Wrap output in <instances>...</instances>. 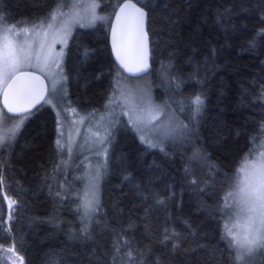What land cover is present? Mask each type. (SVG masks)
Segmentation results:
<instances>
[{
    "label": "trees",
    "instance_id": "obj_1",
    "mask_svg": "<svg viewBox=\"0 0 264 264\" xmlns=\"http://www.w3.org/2000/svg\"><path fill=\"white\" fill-rule=\"evenodd\" d=\"M60 2L0 0V15L36 23ZM99 2L108 24L79 28L66 62L68 100L90 118L106 108L116 71L125 73L109 38L122 0ZM139 3L148 9L152 51L143 76L187 128L162 150L141 142L121 114L106 141L98 209L85 218L90 155L58 148L54 106L32 111L0 147V246H13L24 264H237L222 239L224 205L239 166L264 144V0ZM196 95L204 101L199 113L190 105ZM5 196L17 201L11 220ZM261 251L252 264H264Z\"/></svg>",
    "mask_w": 264,
    "mask_h": 264
},
{
    "label": "snow or ice",
    "instance_id": "obj_2",
    "mask_svg": "<svg viewBox=\"0 0 264 264\" xmlns=\"http://www.w3.org/2000/svg\"><path fill=\"white\" fill-rule=\"evenodd\" d=\"M139 2L140 0H136V3H133V0H122V2L118 3L119 11L114 13L116 22L111 27L112 46L116 59L125 71L132 74L147 72L149 67V35L146 30L148 12L145 11L146 5L137 6ZM62 7L63 4H58L44 20L31 24V27L22 26L25 22L9 24L7 23L8 18L0 15V87L5 89V107H7L8 112L27 113V115L18 119L13 129L14 135L19 132L24 120L31 115V107H34L40 100H44L45 103L52 102L50 99L45 98L44 93L48 89L41 77L23 70L25 68L38 67L41 72H46V75L52 78L53 92L56 91L58 84L62 85L66 79L62 74L59 79L55 78L56 74H53L52 69L53 67L60 68V63L57 59L51 57L50 54L43 53L45 43L41 42L39 45L40 50L34 51L32 44L28 43L27 40L19 43L15 37H18L21 32L25 35L31 32L35 36L42 35L47 40L51 34L52 42L55 43L58 35L56 21L58 17L65 15L61 11ZM97 7L99 5L96 3L90 5L89 24L97 19H105L96 15L95 10ZM70 27L71 22L65 21L63 27L59 29V32L64 34L61 37V42L66 43L64 37L70 31ZM129 48L134 53L132 57L127 54ZM22 76L31 77L32 80L39 82V87L30 91L23 99L13 90V85ZM117 83L119 84V81ZM119 93V96H117L114 92L109 98L108 105H106L110 109L108 115H114V109L111 106L123 100L120 104L123 109L121 114L128 117L127 123L140 134L141 142L148 144L149 147L161 146L163 150L162 145L166 139L177 130L187 128V125H174L175 116L166 114L165 108L167 106L156 105L143 90L122 87L119 89ZM203 103L204 101L200 95L194 96L190 101V105L195 106L194 111L196 113H199ZM72 112L75 113L76 110L72 109ZM166 115L167 123L165 124L161 118ZM85 119V117H81L80 122L83 123ZM111 123L114 124L115 121H111ZM110 134V132H107L105 136H100L99 132L92 133L93 136L98 138L101 146L105 145L107 136ZM60 135L63 136L64 133L61 132ZM0 143H3V137H0ZM56 144L61 150L65 148V144L60 139L56 140ZM102 154L107 155L106 147H102ZM199 155L197 154V157ZM99 176L100 171L97 169L96 173L91 176L88 191L84 193L81 207L84 209L83 215L85 218L98 209ZM3 182V176L0 175V185H3ZM192 183L196 184L197 181L193 179ZM227 198H233L236 202L238 213L242 214L244 218V223L238 226L236 232L233 231V227H237V225L225 226L222 239L227 241L228 249H241L248 246V258L252 256L254 249L262 250L261 255H264V162H246L234 175L232 189L226 194L225 199ZM5 199L8 201L9 220H11V210L17 204V201L7 196H5ZM224 208L227 210L233 208V206L225 203ZM165 232L167 233V230ZM175 235V233L171 236L166 234L164 239L165 241L171 240ZM228 238L231 239L229 240ZM173 247H177V245H173ZM7 251L14 252V248H8ZM127 255L131 256L132 252L129 251ZM20 259L21 264H23L22 258ZM244 259L245 257L239 253L234 257V261H242Z\"/></svg>",
    "mask_w": 264,
    "mask_h": 264
},
{
    "label": "rangeland",
    "instance_id": "obj_3",
    "mask_svg": "<svg viewBox=\"0 0 264 264\" xmlns=\"http://www.w3.org/2000/svg\"><path fill=\"white\" fill-rule=\"evenodd\" d=\"M92 3H96L98 5L100 4L99 0H61L59 4H63L61 11L65 15L58 17L56 21V29L58 35L56 37L55 43L52 42L51 34L48 36L47 40H45L42 35L35 36L31 32H29L27 35L21 32L18 37H15L17 42L19 43H23L25 40H27L28 43L32 44V48L34 51L40 50L39 45L41 42L45 43V48L43 49V53L50 54L51 57L57 59L60 63V68L53 67L52 72L53 74H56L55 76L56 79H59V76L61 74L64 77H66V79L63 81L62 85L58 84L55 92L52 91V78L46 75V72H41L38 67L25 68L24 70H33L39 72L42 75H44L48 80L49 94L46 99H50L52 101L51 103L48 104L54 106V108L58 112L59 122H60L59 131L60 133L61 132L64 133L63 136L60 135V140L62 141V143H64L65 146L72 151H74V149L76 150L78 149L80 150V152L88 151L90 158L86 163H84L85 177H86V182L88 184H90L91 176L96 173L97 169H99L100 171L98 183L101 182L102 172L107 163L106 156L102 154V147H106V148L108 147V145H106L107 142L105 143L104 146H101L98 142V138L93 136L92 133L99 132L100 136H105L107 132L111 133V129L113 126V123H111V121H115V122L118 121V117L121 115L123 111V109L120 107V104L123 102V100H121L118 101L117 104L111 106V108L114 109L115 114L112 116L108 115L110 109L106 107V105H108L109 98L113 95V93L115 92L116 95L119 96L120 94L119 89L122 87H126L129 89L143 90L145 93H147L148 96L151 97L152 101L156 105L163 106L161 102L153 98L152 95L153 92L151 90V86L148 80L144 78L145 76L141 75L134 77V76H129L126 73L123 74V72L118 73L117 71L114 76L113 89L110 93L108 101L105 104L106 108L102 111V114H100L99 116L90 118L91 114L80 112L75 106H73L69 102L68 96L71 92L72 78L68 72L66 62H67L68 49L71 40L79 28H90L97 26L100 23L106 25L108 24L110 18L109 13L102 12L99 10V7H97L95 10L96 15L98 17H104L105 19L102 20L97 19L93 23L89 24L88 17L90 15V5ZM65 21H70L71 27L66 37H64L66 39V43H63L61 42V37H63L64 34L62 32H59V29L63 27ZM31 24L33 23L23 24L22 26L31 27ZM33 63H35V61H33ZM61 69H62V73H61ZM117 81H119V84L117 83ZM3 89L4 87H0V137H3V143H0L1 148L10 145V141L16 135V133L15 135L13 134V129L16 123L18 122V119L21 116L27 115L24 114L21 116H12V117L8 115V113L5 111V109L1 104V94ZM72 109H75L76 112L73 113ZM169 111L170 110L165 108L166 114L174 115L172 112ZM81 117L86 118L83 123L80 122ZM161 120L166 124L167 115L165 117H162ZM25 121L26 120H24V122ZM173 123L174 125L175 124L185 125L184 122L178 120L176 117ZM182 130H177L176 132L173 133V135H171L165 141L177 137ZM164 144L165 143H163V145ZM107 154H108V150H107ZM246 162H255V163L264 162V144H262L260 148H258L253 154L248 155L244 159L242 164L239 166V169ZM232 184L233 181L230 184L229 191L232 189ZM226 203L233 206V208L228 209L227 211L226 225L230 227L233 225H237V227H233V231L236 232L238 230V226L244 223L243 215L238 213L237 205L236 202L233 200V198H227ZM247 247L248 246L241 249L235 248L236 255L239 253L245 257L244 260L237 261V264H252L251 261L254 260L258 256V253L261 251L259 249H254V253L250 258H248ZM8 248H14V247L9 245L0 246V262H7L8 264H21V259H20L22 258L21 255L15 250V248H14V252H8L7 251Z\"/></svg>",
    "mask_w": 264,
    "mask_h": 264
},
{
    "label": "water",
    "instance_id": "obj_4",
    "mask_svg": "<svg viewBox=\"0 0 264 264\" xmlns=\"http://www.w3.org/2000/svg\"><path fill=\"white\" fill-rule=\"evenodd\" d=\"M133 3H136V0H133ZM137 6L141 7V6H144V5H142L141 3H138ZM118 11H119V8L117 9L116 12H118ZM145 11L148 12V9L146 7H145ZM115 22L116 21H115V15H114L111 27L115 24ZM146 30L148 31V35H149V59H148L149 67H148V70H147V72H149L152 69V51H151V37H150L149 30H148V18H147V22H146ZM109 38H110V46H111V50H112L114 59H115L116 63L118 64V66L127 75L135 77V76H141V75H144V74L147 73V72H144V73H139V74H132V73H129V72L125 71L120 66L119 61L116 59V55H115V53L113 51L111 28H110V36H109ZM127 54H128L129 57H132L134 55V53H133L131 48L128 49ZM23 71L30 72V73H33L35 76L41 77V79L43 80L44 84L47 86V89H48L47 92L44 93L45 98H47V96L49 94V83H48V80L46 79V77L44 75H42L41 73L33 71V70H23ZM38 87H39V82L32 80L31 77L22 76L13 85V90L15 91V93L19 97H21L23 99L24 97H26V95L30 91H32L34 89H37ZM4 91H5V89H3L2 94H1V104H2L3 108L5 109V111L11 116H21V115L27 114V113H20V112H8L7 107H5ZM44 103H45L44 100H40L39 103H36L34 107L30 108V112L34 111L35 109H37L38 107H40ZM25 106H27V105H25Z\"/></svg>",
    "mask_w": 264,
    "mask_h": 264
}]
</instances>
